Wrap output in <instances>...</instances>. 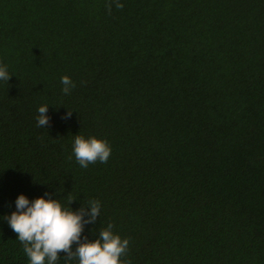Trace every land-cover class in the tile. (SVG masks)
<instances>
[{"label":"trees","instance_id":"1","mask_svg":"<svg viewBox=\"0 0 264 264\" xmlns=\"http://www.w3.org/2000/svg\"><path fill=\"white\" fill-rule=\"evenodd\" d=\"M115 2L0 0V264H30L20 194L99 201L82 239L111 224L122 264H264V0ZM76 135L107 163L82 168Z\"/></svg>","mask_w":264,"mask_h":264},{"label":"clouds","instance_id":"2","mask_svg":"<svg viewBox=\"0 0 264 264\" xmlns=\"http://www.w3.org/2000/svg\"><path fill=\"white\" fill-rule=\"evenodd\" d=\"M115 6L118 9L124 7L119 0H116ZM107 8L111 12L112 4L109 3ZM10 76L6 66H0V80L8 82ZM61 84L65 94L75 87L67 75L61 77ZM47 109V105L38 108V127L43 128L48 124ZM71 113L72 111H68L64 118H70ZM73 154L79 165L87 168L89 164L97 161L107 163L111 147L103 139L76 135ZM74 200L69 198V204ZM15 205L16 210L4 219L18 234V240L23 245L30 264H56L61 252L66 254L68 260L78 259V264H122L121 257L127 253L129 240L114 234L111 224L101 229L98 239L89 241L87 236L82 239L85 225L94 223L100 214L99 201H90L88 205L74 211L71 207H63L60 199H45L41 196L30 201L26 195L20 194ZM74 243L77 245L75 251L72 249Z\"/></svg>","mask_w":264,"mask_h":264}]
</instances>
